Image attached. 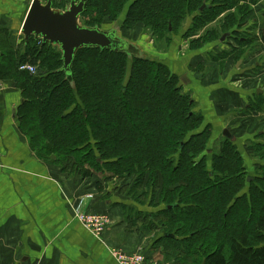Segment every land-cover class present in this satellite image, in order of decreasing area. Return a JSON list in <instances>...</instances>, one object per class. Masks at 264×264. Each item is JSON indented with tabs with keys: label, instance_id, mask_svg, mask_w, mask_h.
Listing matches in <instances>:
<instances>
[{
	"label": "trees",
	"instance_id": "1",
	"mask_svg": "<svg viewBox=\"0 0 264 264\" xmlns=\"http://www.w3.org/2000/svg\"><path fill=\"white\" fill-rule=\"evenodd\" d=\"M210 1L183 37L220 15L222 0ZM52 2L64 9L70 0ZM201 3L87 0L80 22L101 27L109 20L111 28L121 21V33L140 25L167 51L172 34ZM229 17L226 26L238 21ZM219 35L205 33L191 48ZM61 56L56 46L30 37L0 62V75L21 92L17 122L37 156L69 173L120 183L122 194L153 209L142 218L163 231L159 241L171 250L170 264H264V164L247 182L238 146L223 135L211 142V125L170 63L84 47L74 56L70 82ZM22 62L36 73L19 70ZM248 148L264 159L263 146Z\"/></svg>",
	"mask_w": 264,
	"mask_h": 264
},
{
	"label": "crops",
	"instance_id": "2",
	"mask_svg": "<svg viewBox=\"0 0 264 264\" xmlns=\"http://www.w3.org/2000/svg\"><path fill=\"white\" fill-rule=\"evenodd\" d=\"M30 2L0 0V62L5 52L17 50L21 44L20 30ZM262 2H258V25L254 33L258 50L251 58L256 71H246L254 77L255 86H249L250 83H245L249 82L247 78H242L245 85L238 87L239 75L230 79L234 69L240 72L247 68H234L233 56L227 58L223 71L211 62L202 64L210 66L207 74L200 71L192 74L197 87L205 90L203 111L210 121L213 114L207 109L217 115L225 114L222 120L244 117L245 110L241 112V109H246L251 90L264 87ZM128 34L125 35L128 37ZM184 51L183 47L181 52ZM195 63L201 66L196 60ZM259 100L263 104L264 96ZM21 101L22 95L14 80L0 75V264H117L107 246L125 252L141 250L154 260L171 261L167 243L159 241L163 234L161 228L158 225L149 228L150 222L143 221V213L153 209L133 202L127 193L122 194L120 183L103 185L97 175L82 177L69 173L37 156L19 129L16 115ZM259 112L254 126L242 123L236 128L237 132L241 131L238 136L233 133V126L227 125L228 121L222 128H230L236 138L252 137L264 144V109ZM222 120H216L215 126ZM79 204L86 211L107 217L109 224L100 239L76 219L75 209Z\"/></svg>",
	"mask_w": 264,
	"mask_h": 264
},
{
	"label": "flooded vegetation",
	"instance_id": "3",
	"mask_svg": "<svg viewBox=\"0 0 264 264\" xmlns=\"http://www.w3.org/2000/svg\"><path fill=\"white\" fill-rule=\"evenodd\" d=\"M258 2L259 0H225V1L222 0V2L220 3L223 6V11L220 13V15L217 16L211 22H208L205 25L204 29L191 35L190 37H187L189 39L188 41L189 53L186 56H184L185 51L181 53V50L184 47L182 44L185 41V40L183 41V38H185L183 37V35L186 32L187 33L190 32V30L193 31L192 29H190V27L192 26V22L195 16L199 15L197 13L202 12L206 7H210L212 1L202 0V3L198 7L197 11L191 12L186 15V18L180 29L176 33L172 34L171 41H169L170 44L167 46V51L162 50V48L160 47V44L162 42L161 41L158 42L157 51L162 54H166L168 53V51L173 50V46L175 45V49L173 50V56L175 60L173 61L172 64L169 65L178 74V77L184 89L190 88L192 86L193 80L192 78H190V75L199 71L202 72L203 75L207 74L208 71L207 68L204 65L202 67L197 66L195 60L199 59L197 62H200L199 64L201 65L203 63L204 64L205 63L211 64V62L215 63V61H212L211 58L212 50L214 47L215 48L219 47L221 49L222 55L223 56L226 55L218 59L219 62H222L221 71H223V69L225 68L224 67L226 64L225 61L230 56H233L234 68L241 69L247 67L245 70L242 69L240 72H238L239 70L234 69L233 72L229 75L230 79H234L236 75H239L238 76L239 79L237 80H240L242 78H247L246 79L247 81L254 80V77L248 75L246 71L248 73L252 71L254 72L256 71V66L255 64H252L251 58L258 50L257 42L254 39V33L257 30L258 17H259L257 14ZM262 5L264 7V2H262ZM239 8H241V10H239ZM245 8H247L246 12H244ZM230 15H236L238 21L236 20L234 23H231L230 26H226L225 24L231 22L229 17ZM261 15H264V10ZM218 31L220 32L218 40L206 41L201 47L193 48V49L191 48L190 45L191 40L197 39L203 36L205 33H209V36H211L212 32L218 33ZM152 39L153 36L151 34L149 35L147 34V37L142 41V43L146 47L148 46V44ZM213 51L217 52V50H213ZM180 53L181 56L179 58L178 55ZM186 65L190 66L191 70L189 71L183 70L182 68ZM179 68L181 69V72H179ZM235 71L238 73L235 74ZM260 80L262 81L263 79ZM185 91H189V89ZM261 96H264V87H257L254 90H251L250 94L247 96L246 109H250V112L255 111L254 109H260V108L264 109V103L260 104L262 100L258 101V99L261 98ZM231 135L233 136V138L230 140L233 141L238 146L239 152L242 155L243 163L247 171V174L245 175L246 180L247 182H251L254 179V176H258V174L255 173V170L264 164V159L260 157L259 153L254 154L255 151H253L248 147L249 145H257L258 147L261 146L264 147V144H260L262 142L252 137L236 138L232 133Z\"/></svg>",
	"mask_w": 264,
	"mask_h": 264
},
{
	"label": "water",
	"instance_id": "4",
	"mask_svg": "<svg viewBox=\"0 0 264 264\" xmlns=\"http://www.w3.org/2000/svg\"><path fill=\"white\" fill-rule=\"evenodd\" d=\"M86 3L87 0H70L69 5L62 9L53 7L52 0H31L20 30L25 43L33 37L40 40L41 45L48 43L56 46L62 53V69L66 71L70 82L72 77L69 71L74 56L84 47L126 52L129 57L152 58L139 44L121 34V21H117L111 28L82 24L80 16ZM222 135L228 139L233 138L228 127L224 128Z\"/></svg>",
	"mask_w": 264,
	"mask_h": 264
},
{
	"label": "rangeland",
	"instance_id": "5",
	"mask_svg": "<svg viewBox=\"0 0 264 264\" xmlns=\"http://www.w3.org/2000/svg\"><path fill=\"white\" fill-rule=\"evenodd\" d=\"M110 21L109 20H104L103 22H102V24H101V27H103V28H108V27H110ZM127 33H129L128 35L130 36V37H127L125 34H127ZM124 37H126L127 39H130V40H132V41H135L137 44H139L142 48H143V50L144 51H146L152 58L153 57H156V58H160L161 60L163 59L164 61H166V62H169L170 64H172L173 63V61L175 60L174 59V56H173V50L175 49V45L173 46V50H170V51H168V53H166V54H162V53H160V52H158L157 51V42H156V39L155 38H153L151 41H150V43L148 44V46H144V44L142 43V41L147 37V34H145L144 33V31L142 30V26H140V25H138V26H136V27H134L133 29H129V30H123L122 31V33H121ZM185 40V41H184ZM183 41H184V43L182 44L183 46H184V48H185V55L184 56H186L189 52H188V48H189V45H188V41H189V39L186 37V38H183ZM217 48V47H216ZM215 47L213 48V50H217V52H214L213 50H212V55H211V58H212V61H215L216 63H214L213 62V65L214 64H216L214 67L216 68V69H221V63L222 62H219L218 61V59H220L221 57H224L223 55H222V53H221V49L218 47L217 49H216ZM181 53H183V52H181ZM181 53L178 55V57L180 58V56H181ZM183 56V57H184ZM216 58H215V57ZM198 60H196V62H197ZM252 62V61H251ZM23 63H28V62H22V64ZM28 64H31V63H28ZM33 65V64H32ZM212 65V66H213ZM218 65V66H217ZM35 66V65H34ZM203 65H201V66H199V67H202ZM180 67V66H179ZM206 68H207V70H210V66H209V69H208V66H206ZM183 70H185V71H189V70H191V67L190 66H184L183 68H182ZM22 71V70H21ZM27 72V71H26ZM191 72V71H190ZM34 73H36V71L34 72ZM195 74V73H194ZM201 76V75H200ZM190 78H192V80H193V83H195V85L196 86H191L190 88H186V89H184V90H187V89H189V91H190V93H191V95H192V98H193V100L195 101V103H196V106H195V108H196V110L197 111H199V112H201L202 113V115H203V117H204V121H205V123H209L210 125H211V137H210V140H211V142L212 141H214V140H216L217 138H219V136H221L222 135V132H223V128H222V126H225L226 125V122H227V125L228 126H233V133H235V134H237V136L239 135V133L241 132V131H239V132H237L236 131V128L237 127H239L240 126V124L241 125H247V127H251V126H254L255 124H256V122L258 121L257 120V116H258V114H260L261 112H255V111H257V110H255L254 112H245L246 114H245V116L244 117H242V115H240V117H235V116H231V117H228L227 119L225 118V119H221L225 114H223V113H220L219 115H217V114H215L211 109H207V110H209V112L211 113V114H213V115H211L210 116V119L212 120V121H210L209 119H208V115L207 114H205V112L203 111V110H205L204 108H205V103H206V96H205V90L202 88V87H197V82H195L194 81V77L192 76V75H190ZM247 81V80H246ZM261 81V80H260ZM243 81H240V80H238L237 82H236V85L238 86V87H241L242 85H245V84H243L242 83ZM235 83V82H234ZM246 84L247 83H250V85L249 86H251V87H254L255 86V80H251V81H249V82H245ZM255 89V88H254ZM244 110H247V109H241V111H244ZM231 115V114H230ZM216 120H222V122L221 123H218L217 124V126H215V123H216ZM261 120V119H260ZM243 123V124H242ZM231 124V125H230ZM262 127H264V126H262ZM226 128V127H225ZM262 129V128H261ZM231 133H232V131H231ZM232 133V134H233ZM234 135V134H233ZM219 140H218V143H215L214 144V147H215V149L216 148H218L219 147ZM249 169H250V167H249ZM101 180V182H102V184L103 185H106V184H108V183H110V184H112V182L114 183L115 181H110V180H107V181H104V180H102V179H100ZM126 181H128V180H126ZM120 185H122V184H120ZM144 224V223H143ZM168 262V261H167Z\"/></svg>",
	"mask_w": 264,
	"mask_h": 264
},
{
	"label": "built area",
	"instance_id": "6",
	"mask_svg": "<svg viewBox=\"0 0 264 264\" xmlns=\"http://www.w3.org/2000/svg\"><path fill=\"white\" fill-rule=\"evenodd\" d=\"M19 70L34 73L36 67L32 64L24 63L19 66ZM75 217L88 232L98 239H100L102 232L109 224L106 216L86 211L84 208H80V204L75 209ZM107 248L117 264H170L167 261H157L149 258L141 250L125 252L121 248L114 246H107Z\"/></svg>",
	"mask_w": 264,
	"mask_h": 264
}]
</instances>
